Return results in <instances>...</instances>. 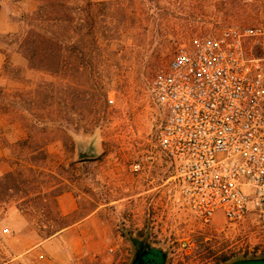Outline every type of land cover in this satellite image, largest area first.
Instances as JSON below:
<instances>
[{"label": "rangeland", "instance_id": "1", "mask_svg": "<svg viewBox=\"0 0 264 264\" xmlns=\"http://www.w3.org/2000/svg\"><path fill=\"white\" fill-rule=\"evenodd\" d=\"M68 1L75 17L70 30L89 10L98 40L95 45L89 36L86 45L71 48V62L82 59L78 72L53 77L31 70L6 39L32 24L36 2L0 0L3 21L16 25L0 30V50L10 56L4 70L0 53V148L13 164L21 154L16 142L30 129V146L38 150L33 156L43 151L47 157L28 162L31 186L18 196L9 192L0 204V264L82 223L72 232L76 242H61L64 254L71 252L68 244L81 248L84 264H129L134 248L126 233L168 250L166 264L263 257V216L249 213L229 225L217 213L205 226L167 198L171 170L155 143L162 114L152 92L179 45L233 24L252 25L256 10L240 0H87L90 8L86 0ZM76 49L84 55L75 57ZM79 148L95 157L80 160ZM141 161L145 172L136 179L133 164ZM8 166L0 164V175ZM151 176L160 186L151 192V206L134 211L133 182ZM59 188L65 192L55 198ZM70 254L71 261L77 257Z\"/></svg>", "mask_w": 264, "mask_h": 264}, {"label": "built area", "instance_id": "2", "mask_svg": "<svg viewBox=\"0 0 264 264\" xmlns=\"http://www.w3.org/2000/svg\"><path fill=\"white\" fill-rule=\"evenodd\" d=\"M240 1L255 23L182 43L152 81L167 198L205 226L264 217V0Z\"/></svg>", "mask_w": 264, "mask_h": 264}, {"label": "trees", "instance_id": "3", "mask_svg": "<svg viewBox=\"0 0 264 264\" xmlns=\"http://www.w3.org/2000/svg\"><path fill=\"white\" fill-rule=\"evenodd\" d=\"M32 1L37 4L36 11L31 18L32 24L18 34L6 36L9 43L16 47L14 52L25 57L31 70L42 71L53 77L67 75L71 70L78 72L82 59L78 60L77 65H75V61L71 62V48L79 49L86 45L85 41L89 36L91 37L90 41L95 45L98 40L93 32L95 22L89 18V10L85 13L84 18L77 20V28L73 27L71 31L75 17L74 13L70 11L68 0ZM92 5L90 1L86 0L88 8ZM77 49L74 52L75 57L84 55ZM0 53L5 58L3 66L5 70L10 66V56L5 50H0ZM73 63L74 67H72ZM61 132L65 135L63 131ZM34 141V134L29 129L27 136L16 142V147L21 153L19 158L14 159L13 164L11 163L12 165L9 166L8 158H0V164L8 166V170L0 175V204L5 202L4 198L9 192L16 195L21 191L24 192L25 190L22 189L25 187L31 186L34 172L28 162L43 161L47 158L43 151L38 152L39 156H33L38 151L30 146ZM64 192L59 188L53 193V196L56 198ZM16 196H8V198ZM232 258H224L222 261L225 263Z\"/></svg>", "mask_w": 264, "mask_h": 264}, {"label": "crops", "instance_id": "4", "mask_svg": "<svg viewBox=\"0 0 264 264\" xmlns=\"http://www.w3.org/2000/svg\"><path fill=\"white\" fill-rule=\"evenodd\" d=\"M4 14L5 13L1 11L0 18L3 23H0V30L4 32L14 31L16 29V25L12 23H5L3 21ZM3 156L4 150L0 148V158ZM84 225L85 223H82L81 226L79 224L77 227L59 231V233L49 237L42 243L33 246L32 249L19 254L11 264H84L80 261V255L82 254L81 248L73 247L68 244L67 247L71 249V252L64 254V247L61 242V240L63 241L66 237L68 238V243H71L72 241L76 242L77 239L74 238L73 233L75 230L79 229V227H84ZM70 253L77 256L74 257L72 261L69 257V255H71ZM32 256L36 257L37 260L31 262L30 257Z\"/></svg>", "mask_w": 264, "mask_h": 264}, {"label": "water", "instance_id": "5", "mask_svg": "<svg viewBox=\"0 0 264 264\" xmlns=\"http://www.w3.org/2000/svg\"><path fill=\"white\" fill-rule=\"evenodd\" d=\"M78 157L80 160L93 159V153L86 149H78ZM127 239L134 248V255L131 257L129 264H166L169 255L168 250L161 246L153 245L150 242L139 239L126 233ZM226 264H264L263 257H241L233 259Z\"/></svg>", "mask_w": 264, "mask_h": 264}, {"label": "flooded vegetation", "instance_id": "6", "mask_svg": "<svg viewBox=\"0 0 264 264\" xmlns=\"http://www.w3.org/2000/svg\"><path fill=\"white\" fill-rule=\"evenodd\" d=\"M152 162V158L148 157L146 159V163ZM154 162H152L153 164ZM145 172L144 162H138L133 164V175L136 179L140 178L141 175ZM159 185L156 184V180L151 176L148 177V179L143 180L141 183H134L133 182V210L138 211L140 208H144L147 205V208L151 205L148 204L149 199L151 198V201H153L152 191L153 189L157 188L159 189ZM161 190L163 191V187L161 185ZM158 193V192H157Z\"/></svg>", "mask_w": 264, "mask_h": 264}]
</instances>
